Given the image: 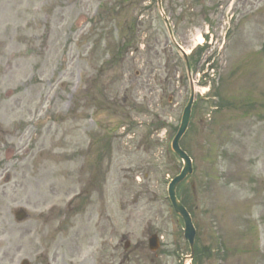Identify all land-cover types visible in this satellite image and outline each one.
Returning <instances> with one entry per match:
<instances>
[{
  "label": "rangeland",
  "instance_id": "rangeland-1",
  "mask_svg": "<svg viewBox=\"0 0 264 264\" xmlns=\"http://www.w3.org/2000/svg\"><path fill=\"white\" fill-rule=\"evenodd\" d=\"M162 8L195 54L181 142L195 170L177 189L193 209V264H264V0ZM190 88L158 0H0V147L9 158L0 222L18 226L19 260L190 263L183 221L166 200L182 167L170 144ZM19 208L29 214L20 223Z\"/></svg>",
  "mask_w": 264,
  "mask_h": 264
},
{
  "label": "water",
  "instance_id": "water-1",
  "mask_svg": "<svg viewBox=\"0 0 264 264\" xmlns=\"http://www.w3.org/2000/svg\"><path fill=\"white\" fill-rule=\"evenodd\" d=\"M185 59H186L187 65L189 67L188 60H187L186 56H185ZM193 100H194V91L192 89L189 102H188L187 106L185 107L183 115H182L180 128H179L178 133L172 142L173 151L176 152L184 160L185 166H184V169L182 170V172L180 173V175L176 176L174 178V180L172 181V183L170 184V196H171V200L173 202L174 208H175L176 212L178 214H180L185 221V225H186L185 237L188 239V241L190 243V246L192 249V257H193V247H194V239H195L196 231H195V228L193 226L191 216L189 215L186 208L177 200V198L175 196V188L182 180H184L186 178V176L188 174H191L193 171L192 160L187 155V153H185L179 146V141L182 138V136L185 134V132L188 128L189 122H190ZM23 215H25V213L23 211L19 212V216H23ZM158 247H159L158 238L156 235H153L150 238V248L152 250H156Z\"/></svg>",
  "mask_w": 264,
  "mask_h": 264
},
{
  "label": "flooded vegetation",
  "instance_id": "flooded-vegetation-1",
  "mask_svg": "<svg viewBox=\"0 0 264 264\" xmlns=\"http://www.w3.org/2000/svg\"><path fill=\"white\" fill-rule=\"evenodd\" d=\"M4 149L0 147V156L3 155ZM6 161V162H5ZM9 159L3 161V157H0V176L4 170L8 168ZM6 192L5 186L0 185V193ZM2 215H0L1 218ZM5 217V216H2ZM18 226H14L13 222H0V264H20L18 257L19 245L17 238H13V235L18 234ZM13 243V244H12ZM11 245L15 248H12ZM110 260L107 261V264H110ZM34 264V263H30ZM106 264V263H105Z\"/></svg>",
  "mask_w": 264,
  "mask_h": 264
},
{
  "label": "trees",
  "instance_id": "trees-1",
  "mask_svg": "<svg viewBox=\"0 0 264 264\" xmlns=\"http://www.w3.org/2000/svg\"><path fill=\"white\" fill-rule=\"evenodd\" d=\"M219 94V93H218ZM188 206V205H187Z\"/></svg>",
  "mask_w": 264,
  "mask_h": 264
}]
</instances>
